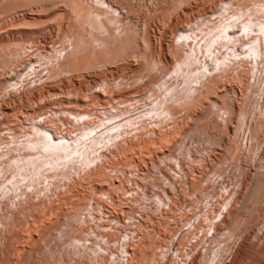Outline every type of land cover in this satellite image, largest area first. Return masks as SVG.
Here are the masks:
<instances>
[{
  "label": "bare ground",
  "instance_id": "obj_1",
  "mask_svg": "<svg viewBox=\"0 0 264 264\" xmlns=\"http://www.w3.org/2000/svg\"><path fill=\"white\" fill-rule=\"evenodd\" d=\"M0 70V264H264V0H0Z\"/></svg>",
  "mask_w": 264,
  "mask_h": 264
},
{
  "label": "rangeland",
  "instance_id": "obj_2",
  "mask_svg": "<svg viewBox=\"0 0 264 264\" xmlns=\"http://www.w3.org/2000/svg\"><path fill=\"white\" fill-rule=\"evenodd\" d=\"M187 7H190V6H185V8H187ZM154 19V18H153ZM199 33V32H198ZM157 34V33H156ZM201 36H202V34H201ZM216 37H218V39H216ZM223 37V36H222ZM219 36H215V33H212V32H208L207 33V35H203V40H199V45L201 46L202 45V47L204 48V47H208V46H211V44H212V42H219ZM225 40V39H224ZM28 51V52H27ZM31 52V53H30ZM38 54H39V51L37 50V49H27L26 50V52H22V55L23 56H25V55H33V58H36V57H38ZM194 56L195 55H186V57H184V59L183 60H185L187 63L188 62H190L191 60H193V58H194ZM25 60V59H24ZM23 60V61H24ZM22 64V62H21V60H20V62H18V63H16V65L15 66H19V65H21ZM0 73L2 74V70H0ZM24 73H26V72H24ZM24 73H23V75H22V78H26V76H27V74L28 73H26V75H24ZM141 90L143 89L142 87H139ZM139 88H137V89H139ZM126 91H127V89H125ZM124 90V91H125ZM121 92H123V91H121ZM232 95H236V94H234V93H231ZM141 97V96H140ZM239 99V98H238ZM253 101H254V99H253ZM87 111V112H86ZM90 111H93V110H91L90 108H88V109H86V110H82V112H84V113H92V112H90ZM114 113H115V111H114ZM92 114H95V113H92ZM103 119H104V117H103ZM39 125L43 128V129H48V127H49V124L47 123V120L46 119H42V120H40L39 121ZM32 133H33V137H37V134H36V132H34V131H32ZM102 140V139H101ZM197 141H198V144H197V146H196V148H192V150L194 151V152H197V151H202V150H206V149H209L210 148V146H211V144L208 142V140H206L204 137H200L199 139L197 138ZM105 143V141L104 140H102L98 145H97V148H103V146L105 145L104 144ZM25 145L29 148V149H33V148H31L29 145H28V143H26L25 142ZM38 145H36L35 144V148L37 147ZM205 147V148H204ZM72 156H74V154H72ZM68 157H70V156H68ZM64 160H67L66 158H64V159H62L61 161H64ZM38 165V164H37ZM156 182H161V181H156ZM50 184H52V183H50ZM162 186H164L163 184H161ZM62 194H64V193H62ZM21 202V201H20ZM143 203L145 204V205H147L148 207H147V209H142V210H146V212H148L149 214H151L154 218H157L159 215H162V214H164L163 213V208H162V205H161V201H160V199L159 198H157V197H155V196H151V197H149L147 200H144L143 201ZM153 208V209H152ZM189 209H191V208H189ZM216 211H217V207H215L214 208V212H215V214L217 215V213H216ZM141 214V213H140ZM61 216H63V215H69V213H66L65 211L63 212V213H61L60 214ZM180 215H182V213H177V214H174V218H176V220H177V218H179L180 217ZM124 222H123V224H125V226L127 225V223H126V221H128L126 218H124ZM215 221L216 220H214L213 221V223H212V226L210 227L211 229H212V227H214V223H215ZM110 222H111V220H110ZM135 223V225L134 226H136V228L135 227H133L132 229H133V232L135 231V230H137L138 228H137V222L136 221H134ZM173 222H175V221H173ZM101 224H104V223H100V224H96V225H101ZM113 226H115V225H108V226H106L105 227V229L107 228H111V227H113ZM140 226V225H139ZM216 227H217V223H216ZM216 227H214V229L216 228ZM117 229V227H115V228H112L111 230H116ZM88 233V235H86V237H88L89 235H91V231L89 232H87ZM127 233H129V236L128 237H132V236H134V235H132V230H130L129 229V232H127ZM226 235L221 239V243H223L224 242V240H226L227 238V236H228V233L226 232L225 233ZM226 238V239H225ZM87 239L85 238V241H86ZM129 240V239H128ZM100 242H101V240H100ZM72 243H74V242H72ZM123 243H126L125 241H123ZM96 244H97V241H94V245H95V249H96ZM79 245V244H78ZM78 245H74V247L76 248H80V247H78ZM132 245H133V243H132ZM99 246H101V243H100V245ZM102 248V247H101ZM246 252L247 253H252V251L250 250V249H246ZM246 253V254H247ZM78 256L80 257L81 256V252H79L78 253ZM77 261V260H76ZM88 259H87V263L86 264H88ZM79 262V261H78ZM68 264H71V261L70 262H68ZM186 264H191V262H186Z\"/></svg>",
  "mask_w": 264,
  "mask_h": 264
}]
</instances>
